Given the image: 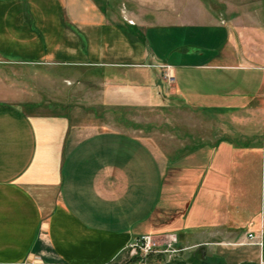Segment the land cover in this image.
Listing matches in <instances>:
<instances>
[{
    "label": "crops",
    "instance_id": "crops-1",
    "mask_svg": "<svg viewBox=\"0 0 264 264\" xmlns=\"http://www.w3.org/2000/svg\"><path fill=\"white\" fill-rule=\"evenodd\" d=\"M23 72L93 77V113L112 118L150 107L242 117L170 157L76 121L81 107L31 113L40 103L12 85ZM141 235L195 244L189 264L264 263V0H0V264H107Z\"/></svg>",
    "mask_w": 264,
    "mask_h": 264
},
{
    "label": "rangeland",
    "instance_id": "rangeland-1",
    "mask_svg": "<svg viewBox=\"0 0 264 264\" xmlns=\"http://www.w3.org/2000/svg\"><path fill=\"white\" fill-rule=\"evenodd\" d=\"M115 6H119V13H124L128 10L126 4H118L116 2ZM156 68L167 82L172 81L168 67H166L165 71H163L164 69L160 66ZM17 71L18 70L14 69V67H8V72H10L8 74V79L15 78ZM31 72L32 71H29L30 74H33ZM28 74L23 72V76L21 77L22 81L18 79V81H16L17 83H13L12 85L15 87V90H17L16 92H22L25 97L23 101L28 103H40L39 107L34 108L31 113L54 114L65 112L68 106L76 108L81 107L80 112L82 114L74 116L76 121L79 118L78 121L81 122H100L109 125L111 123V125H116L117 130L121 133L145 138V141L149 143L151 148L155 147V149H159L170 157L175 154H184L189 150L190 146L195 147L194 145L200 142L202 143L204 140L222 137L224 134L223 132L226 134L224 126L232 122H237V119L242 117L241 115L223 117L212 116L180 107H150L147 110H134L133 112L124 111L117 117L112 118L111 115H104L99 111H96L95 114L93 113L94 109L91 108V105L100 102L102 90V86H100L98 81L93 79V77L87 78L85 83L74 85L72 83L73 78L68 81H62L63 79L59 81V78L54 81H48L46 78L40 77L38 81L32 82L30 80V74L29 76ZM249 235L252 239L248 237ZM150 237H152V242L156 246H166L168 244L170 246L164 249L163 253H157L156 247L147 254L145 253L147 249L143 247L142 249L139 247L141 250L137 249L133 253L130 245L136 240V238H134L115 260L107 264H189L186 258L190 256L192 250L198 248V246L195 247V244H188L186 246L180 245L179 248L176 238L172 237ZM246 237L249 240L246 244L251 245H254L257 238H259V236H254L252 232L248 233ZM237 244L243 245L245 243L237 242ZM231 245H233L231 242L211 244V246H213L212 250H215L213 254L217 255V250ZM199 248H202V246ZM234 255L238 256V253ZM195 258L196 256L194 259ZM34 259L35 258L29 259L23 264H43L40 263L41 261L35 262L36 260ZM235 263L236 261L234 259L226 258L223 262L219 261L216 264ZM251 263L264 264L259 258L253 259ZM244 264H246V261Z\"/></svg>",
    "mask_w": 264,
    "mask_h": 264
},
{
    "label": "built area",
    "instance_id": "built-area-1",
    "mask_svg": "<svg viewBox=\"0 0 264 264\" xmlns=\"http://www.w3.org/2000/svg\"><path fill=\"white\" fill-rule=\"evenodd\" d=\"M161 68H165L166 69V67L165 66H160ZM250 239H252L251 238V236L249 235L248 236ZM154 239V238H153ZM254 245H260V243H259V238H257V241L254 243ZM170 245L168 244V245H166V246H156L155 244H153V242H152V237H150V236H146V235H143V236H140V237H138V238H136V240L133 242V244H131L130 245V248H131V250L133 251V253L137 250V249H142V247L143 248H146L147 249V251L145 252L146 254L147 253H149V252H151V251H153V248L154 247H156V249H157V253H163V251H164V249H166V248H168ZM140 247V248H139ZM140 249V250H141ZM159 249V250H158Z\"/></svg>",
    "mask_w": 264,
    "mask_h": 264
}]
</instances>
